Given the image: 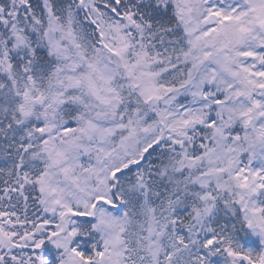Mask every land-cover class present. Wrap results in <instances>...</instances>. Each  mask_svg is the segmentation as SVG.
Instances as JSON below:
<instances>
[{"label":"snow or ice","instance_id":"snow-or-ice-1","mask_svg":"<svg viewBox=\"0 0 264 264\" xmlns=\"http://www.w3.org/2000/svg\"><path fill=\"white\" fill-rule=\"evenodd\" d=\"M0 264H264V0H0Z\"/></svg>","mask_w":264,"mask_h":264}]
</instances>
